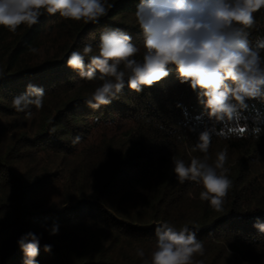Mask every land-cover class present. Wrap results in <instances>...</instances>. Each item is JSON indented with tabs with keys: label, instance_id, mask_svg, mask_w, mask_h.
<instances>
[{
	"label": "trees",
	"instance_id": "16d2710c",
	"mask_svg": "<svg viewBox=\"0 0 264 264\" xmlns=\"http://www.w3.org/2000/svg\"><path fill=\"white\" fill-rule=\"evenodd\" d=\"M139 2L107 0L99 23L45 12L15 33L0 27V264H24L18 240L28 232L40 238L36 264H151L163 222L196 232L204 253L193 264H264V233L253 226L264 222V99H247L238 127L225 126L170 66L152 87L136 93L126 85L119 98L92 109L86 100L102 82L66 65L86 44L98 54L106 28L131 35L142 58ZM254 17L246 30L253 47L264 41V8ZM29 83L46 95L43 108L26 116L12 100ZM204 131L207 153L193 151ZM221 151L232 185L217 212L200 199L201 184L176 178L172 157L187 165L207 155L214 165Z\"/></svg>",
	"mask_w": 264,
	"mask_h": 264
},
{
	"label": "clouds",
	"instance_id": "9594fccd",
	"mask_svg": "<svg viewBox=\"0 0 264 264\" xmlns=\"http://www.w3.org/2000/svg\"><path fill=\"white\" fill-rule=\"evenodd\" d=\"M107 0H0V27L15 33L21 25L31 27L45 12L59 14L65 20L99 23L108 8ZM264 8V0H140L135 19L142 33L141 48L122 29L106 28L101 31L98 54L93 45L86 44L82 51L74 50L66 65L82 79H98L86 103L92 109L108 105L119 98L124 87L136 93L161 81L174 66L181 84L188 83L193 91L199 89L210 118L225 126L241 119V110L247 108V99H264V41L250 46L246 31L255 23L254 13ZM31 52L37 49L30 48ZM87 58V63H86ZM45 90L29 83L24 93L15 96L13 107L31 116V108H43ZM229 127V132L237 131ZM258 138L260 129L252 130ZM210 133L199 136L193 151L207 153ZM79 141L77 137L73 143ZM204 159L192 158L186 165L172 157L176 178L181 182L195 181L202 185L200 199L208 201L217 212L223 211L224 199L232 185L225 167L227 152L217 154L214 165ZM256 229L264 233V222L257 220ZM59 232L53 224L50 235ZM156 249L151 264H193V257L203 255V242L196 232L184 226L177 230L167 222L155 228ZM24 253V264H36L40 238L28 232L18 240ZM50 252L51 245H44ZM138 255L144 257V252ZM145 264H148L145 261Z\"/></svg>",
	"mask_w": 264,
	"mask_h": 264
},
{
	"label": "snow or ice",
	"instance_id": "6c2138e0",
	"mask_svg": "<svg viewBox=\"0 0 264 264\" xmlns=\"http://www.w3.org/2000/svg\"><path fill=\"white\" fill-rule=\"evenodd\" d=\"M238 131H243L242 129H238Z\"/></svg>",
	"mask_w": 264,
	"mask_h": 264
}]
</instances>
